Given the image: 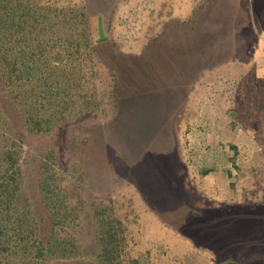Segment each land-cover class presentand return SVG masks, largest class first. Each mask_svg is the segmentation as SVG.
<instances>
[{"label":"rangeland","instance_id":"374dc122","mask_svg":"<svg viewBox=\"0 0 264 264\" xmlns=\"http://www.w3.org/2000/svg\"><path fill=\"white\" fill-rule=\"evenodd\" d=\"M10 1L16 15L29 7L33 16L26 36L19 31L5 38L2 26L0 58L7 52L19 65L33 54L47 64L61 53L37 75L43 73L54 87L58 81L59 92L75 107L63 119L57 102L45 104L43 115L53 128L28 133L22 95L29 86L18 72L6 90L0 81V150L20 153L18 204L28 209L32 230L23 235L26 251L2 252L0 264H236L229 253L217 259L208 244L230 246L236 254L254 240L264 245V0H111L110 36L121 51L138 55L161 39L163 30L187 50L170 68L155 63L147 71L125 70L128 94L118 98V106L111 97V76L93 56L68 57V46L76 42L70 33L80 27L72 18L93 0ZM5 4L0 0L3 25ZM196 11V23L176 24ZM160 45L148 53L163 56ZM24 49L32 50L28 58L22 56ZM62 71L74 75L69 96ZM186 76L192 79L178 82ZM178 83L186 95L182 100L173 89ZM32 88L38 96L39 84ZM168 115H173L169 120L185 164L176 170L182 196L168 202L164 191L156 204L140 179L136 151ZM45 168L67 207L62 222L49 216L54 209L41 192ZM261 203L246 211L237 207L220 223L213 221L212 212L226 205ZM190 208L206 213L205 218L181 227L177 221L195 220L187 214ZM105 229L115 237L109 261Z\"/></svg>","mask_w":264,"mask_h":264},{"label":"trees","instance_id":"16d2710c","mask_svg":"<svg viewBox=\"0 0 264 264\" xmlns=\"http://www.w3.org/2000/svg\"><path fill=\"white\" fill-rule=\"evenodd\" d=\"M91 4L94 6L92 7ZM112 5L113 4L111 3V0H93V3H88L87 1L84 3L83 7H80L79 11L76 10V17H73L72 19L74 22L76 21L77 26L80 27L79 29H76V31H72L70 33V37L76 42H72L71 45L68 46V57L74 59L76 58V60L79 58V60H81L83 56H93L95 60H97L111 76L113 81L111 97L118 106V98L124 97L125 94H128V92L125 93L124 89V87H126L124 79L125 70L134 67L144 68L147 71L149 66H157V64L158 68L159 66H166L167 68H170L169 65L174 63L177 60L176 58H180V54H184V52H187V50L184 52L182 51V49H185L183 48L185 47V43H180L177 41L176 43H174L175 41L173 42L177 36H174L173 39L172 37L168 39L165 36L167 33L165 30H163L164 32H162V37L160 38L163 39L164 37V42L166 43L164 46L160 45L161 39L156 38L148 44L145 51L138 55L121 51L110 36V21L113 14ZM3 8L5 9V22L3 25V18L1 19L0 17V30L3 32L4 29L5 38H9V36L11 38L15 32L17 33L19 31L22 32L23 36H26L28 34L27 25L28 19L31 15V9L26 7V9L22 11V15L18 16L16 13H14L15 8L12 6V1L10 0H6L5 7ZM32 16L33 14L31 17ZM198 16L199 12L196 11L186 22H179L176 24H178L179 27L186 24H194L196 23L195 20ZM90 21L93 22L91 23ZM2 26H4L3 29H1ZM191 28L193 30L191 31L195 32L196 28L193 27V25ZM2 32L0 31V35ZM227 32L231 33L232 29L228 30ZM159 45L161 49L166 51V53H164L163 56L160 55L155 58L148 52L152 49H156V47H159ZM30 52L32 53V50ZM10 53L12 55L15 54L14 48H10ZM30 54L24 49L22 56L28 58L29 56L27 55ZM60 54L61 53H56L53 55L54 57H51L52 59L50 61L58 62L57 57L60 56ZM32 55L33 54H31L27 60L20 62L19 65L17 61L10 60L12 58L7 54V52L2 55L3 57L0 58V81L6 90L9 84L14 83L16 72L20 74L22 81L26 83L25 85H27V87L29 86V88H27L25 93L22 95L24 104V125L28 133L40 134L49 132L53 128L50 121L45 119V116L43 115V113H46L42 110V108L44 109L45 104H48L51 101L57 102L59 105L57 107L58 109L55 110H59V114L63 119H65L66 115L70 114L75 106L72 105L73 103H68L63 93L59 92L58 81L54 80L56 85V87H54L52 81L49 82V78L42 76L43 73L40 76L37 75V73L42 69L47 70L46 67L48 64L51 65L53 62H48L47 60V64L41 63L35 58H32ZM169 55H171V57H169ZM9 56L10 59L8 58ZM78 64L82 65V62H79ZM61 74L66 75L65 71H62ZM191 74L193 73L191 72ZM186 77H184V79L180 78L181 80L179 79L178 82L181 83V81H188L192 79V77ZM73 79V72L68 73L63 79L67 81V90L69 89L66 94L67 96L72 94L71 89L75 85V82L74 84L72 82ZM34 83L39 84L40 94H37L38 96L35 95L32 88ZM179 83L173 89L176 92V98L181 97L182 100V97L186 95L183 96L181 84ZM55 110H53V112ZM179 114L180 113H177L175 118L178 117ZM172 118L173 115H168L167 118L163 120V125H160L155 133L145 139V144L142 147L143 150L137 149L136 151L140 155V164L138 167L140 179L142 180L143 185L147 188V192H149L151 195H155L156 204H159L158 202L163 200L162 192L164 191L167 194L166 199L168 202L178 197L181 198L182 196L181 187L183 185L182 180L180 179L181 175L176 170L185 169V164L182 161L178 137L174 132V124L169 120ZM169 140H172V144ZM19 154L20 153L17 149L10 147H7L2 151L0 150V254L2 252L8 253V251L15 250L20 247L26 251L28 244L25 239H23V235L25 233H32L28 215L29 211L28 209H25L24 206H20L18 204L21 174ZM45 170L42 174L43 179L40 184L41 192L46 205L51 209H54V211H52L49 216H51L53 220L58 218L57 221H60L61 219L67 217V214L62 212V209L65 211L67 207L66 205L64 206V202H62V199L59 196L60 192L56 191L59 190V185L56 183V181H52V173L49 172L47 168H45ZM185 174L186 170L184 176L182 175L183 179H185ZM151 197L152 196L150 195L147 196L146 200H149ZM260 205H262V203L247 206L226 205L223 211L222 209H218L212 212L214 215L213 221L220 223L223 217L230 216L232 212L237 209V207H241V209L246 211L249 209H256ZM187 212V214L192 215L191 217H193L195 220L187 217L183 223L177 221L178 225H181V227H185V224L190 223L191 221L192 225L197 221L202 222L205 218L204 215L206 214L197 213L195 210H192V212L197 215H194L190 211ZM178 217L180 219V216ZM23 223L25 227H23ZM28 227L30 230L27 229ZM191 230H193L192 227ZM102 232L105 235V243L103 248L104 257L107 261H109L111 254L115 251V237L110 233V230L107 231L105 229V231ZM192 233L194 234V230ZM59 244L61 245L60 242L58 245ZM261 245L262 242L260 239L254 240V242L244 244L242 251L243 253L238 252L237 254L232 253L231 250L233 249L230 248V246L225 247L221 244H217L215 246H209L208 244L207 249L210 250L217 257V259L223 258L224 255L229 253L232 255V257L237 259L236 264H250V260L252 259L253 264H264V252L261 251L264 249L260 248ZM235 247L238 249L240 246L238 245ZM61 248H63V246ZM255 257H257L256 261Z\"/></svg>","mask_w":264,"mask_h":264}]
</instances>
